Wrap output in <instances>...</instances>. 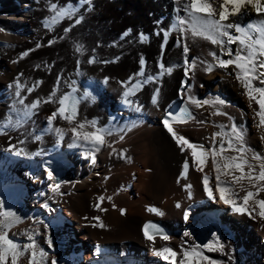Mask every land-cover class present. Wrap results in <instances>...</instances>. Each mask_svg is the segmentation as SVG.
Masks as SVG:
<instances>
[{"label": "bare ground", "instance_id": "bare-ground-1", "mask_svg": "<svg viewBox=\"0 0 264 264\" xmlns=\"http://www.w3.org/2000/svg\"><path fill=\"white\" fill-rule=\"evenodd\" d=\"M53 3L58 10L74 9V14L48 28L45 21L55 15ZM176 7L173 0H0V211H12L21 218L8 231L9 237L26 245L31 234L47 253L46 264L53 259L57 264H169L154 253V247L179 252L182 246L193 241L202 244L214 236L224 243L223 253L205 250L204 255L218 264H264V219L257 215L254 201L247 206L252 216L233 212L215 193L210 154L204 171H197L190 150L182 152L164 127L163 120L173 107L187 106L195 119L172 122L178 134L207 149L216 125H225L227 132L235 124L243 129L249 163H257L251 160L253 154L264 155V127L257 126L255 116L258 105L249 106L234 67L209 73L200 63L214 64L209 52L219 54V48L203 40L190 43L189 58H198L197 68L194 75L190 71L185 76L180 34L172 31ZM243 11L247 14L230 17L229 22L246 26L264 18L250 7ZM76 19L81 22L76 24ZM165 32L170 33L167 39ZM142 35L147 39L142 40ZM78 45L82 52L76 50ZM231 47L235 50L237 45ZM161 64L172 72L161 74ZM134 82L142 84L141 90L129 96L131 104H126L123 93ZM53 91V102L46 103ZM71 92L79 101L75 120L57 116L49 126V117L59 108L57 98ZM188 96L198 100L219 96L226 103L222 108H197L187 103ZM37 101L38 107L31 108ZM217 109L227 115H210ZM80 123L85 124V132L111 131L99 151H92L83 140L77 141L79 147L72 146L71 129ZM57 127L64 131L62 141L50 130ZM214 142L219 146L217 139ZM54 153L64 165L57 181L48 178L44 164ZM205 174L215 200L204 190ZM221 180L231 184V176L221 175ZM189 184L191 189L186 187ZM243 184L249 187L246 180ZM240 187L232 184L243 197ZM101 196L103 202L98 199ZM254 199H264V192ZM97 205L107 211L98 210ZM153 208L163 214L149 211ZM95 217L105 227H99ZM148 222L159 226L169 239L157 235L154 244L147 240L144 226ZM60 225L74 228L76 236L71 232L67 237ZM185 232L191 235L186 237ZM63 236L67 237L64 245ZM28 256L19 264H27Z\"/></svg>", "mask_w": 264, "mask_h": 264}, {"label": "snow or ice", "instance_id": "snow-or-ice-1", "mask_svg": "<svg viewBox=\"0 0 264 264\" xmlns=\"http://www.w3.org/2000/svg\"><path fill=\"white\" fill-rule=\"evenodd\" d=\"M87 3L88 0H85ZM176 7V20L172 25V31L178 32L180 34V40L182 41L183 53L185 56L184 60V71L187 77L191 71L193 75L197 68L198 58H189V53L191 51L190 43L196 45L198 40H203L211 43L213 46L219 48V54L216 51H210L209 55L213 58L215 63H208L207 61L201 60L200 63L204 64V71L212 72L215 68H220L225 71L228 70L230 66L234 67L235 79L239 81L241 87L244 89V95L248 97L249 106L252 102L258 105V111L255 112V116L259 117L258 127H264V18L257 22H250L246 26H241L240 23L236 21L229 22L230 17H235L238 15H246L247 12L243 11L250 7L253 9L257 15L264 14V0H222L219 4L216 0H173ZM51 9L55 15L48 21H45V26L51 28L53 25L59 22L60 19L64 17L72 18L74 14V9H62L58 10L55 3L51 4ZM184 13L181 15L180 13ZM80 19H76L75 23L79 24ZM70 29H65L69 31ZM127 35V33H125ZM165 39H167L169 32H165ZM142 40H146L147 37L141 36ZM236 44L237 48L232 49L231 45ZM78 52H82L81 46H77ZM27 55V53H25ZM223 56H227L228 59H223ZM91 62V61H90ZM144 64L143 59L141 60V65ZM162 73L167 72L170 74L172 68H164V65H160ZM143 74V73H141ZM230 75L232 73H229ZM148 79H152L149 77ZM19 85L17 88L19 89ZM141 87L140 84H135L129 87L124 93V102L126 104H131L127 98L133 95ZM158 94V91H157ZM16 95L19 97L20 92L17 91ZM56 93L53 91L51 97L46 100V103L53 102L52 97H55ZM183 98V97H182ZM70 96L65 95L63 98H57L56 102L59 104V108L52 113L48 119V125L51 126L53 122L60 116L69 122L75 120L77 116V104L79 101L73 100L71 104L70 114H66L69 111L68 101ZM19 103L23 104L24 100L20 99ZM156 97H153V103H156ZM187 103L191 104L197 108L204 105L211 107L220 106L221 108L225 106V100L221 99L219 96L213 99L198 100L194 96L187 97ZM39 105V101L31 104V108H36ZM27 108V106H26ZM137 110H139L137 108ZM179 115H174L169 113V118L163 120L164 127L171 134L172 138L175 140L181 151L190 150V156L192 158V163L196 166V170L199 172L204 171L206 162L211 158V164L213 171L216 173L215 176V193H218L219 200L225 205L232 208L233 212L239 214L247 213L252 216V211L248 210V205L250 201H254V204L259 208L257 215L261 219H264V199H254L259 196L260 192H264V155L253 154L251 160L256 161L254 165L249 163V158L247 157L248 148L244 142L243 129H238L235 124L231 126V133H224L223 129L225 125H216L221 131L214 133L211 138L213 143L207 149L202 144H197L191 142L188 138L183 135L178 134L174 131L172 127V122L176 123H186L188 119H195L192 113L189 111L188 107H182L179 109ZM210 115H227L218 109ZM229 120L232 118L229 116ZM95 122H92L94 126ZM198 123H205V121H198ZM7 127V125H4ZM85 124L80 123L76 127L71 129L73 136V145L79 147L77 143L79 140H83L86 144L92 146V151H99L100 147L105 143V136L110 135V130L97 129L94 132H85ZM59 139L62 141L64 139V131L61 128H51ZM221 137V142L219 146L214 142L216 137ZM227 140H224V137ZM39 139L40 137H36ZM264 139V137H262ZM235 141V143L233 142ZM225 143L227 147H225ZM226 151L235 152L236 155L224 156ZM223 161V164L218 162L217 157ZM189 169V161L186 159L183 164L182 178H187V172ZM238 173V175H237ZM221 175L231 176V184L226 181L221 180ZM48 178L55 180L53 173L48 172ZM247 181L248 188L244 187L243 182ZM232 184H239L240 190L245 192L243 197H239V192L234 191ZM204 190L208 195L210 200H215V195L213 187H210L209 176L205 174L203 176ZM55 189H59V183L55 184ZM191 189V185L186 186ZM256 189L252 191L250 189ZM189 195L191 193L189 192ZM239 197V200L237 199ZM100 202H103L105 197L101 196L98 198ZM111 200V198H108ZM239 201H242L240 203ZM3 205H0L2 208ZM179 207V204L177 205ZM98 210L107 211L106 209ZM149 211L162 215L163 213L158 212L156 209H149ZM255 211V209H253ZM123 214V210H122ZM0 264H9V259L11 264H19V260L29 253L27 264H46L47 253L42 249L38 248L36 242L31 234L28 235V240L31 243L26 245H20L15 242L14 239L10 238L8 231L16 224L21 222V218L12 211H0ZM98 221V226L103 228L105 225L100 222L99 217H95ZM185 219H187V213L185 214ZM94 227L97 225H93ZM159 235L162 239L168 240L169 236L164 234L163 230L155 224H146L144 226V236L147 240L155 243L156 236ZM191 234L188 232L184 233V236L188 237ZM49 247L52 246L51 239L47 241ZM225 248L224 243L221 242L219 237L214 236L213 239L208 240L204 243H196L193 241L192 244L187 246H182L180 251L177 252L171 247H163L160 249L153 248L154 253L157 256L162 257L169 264H218L217 261L210 259L208 256L204 255V251L208 252L220 251L223 253ZM179 256V259H178ZM51 264H57V261L53 259Z\"/></svg>", "mask_w": 264, "mask_h": 264}, {"label": "rangeland", "instance_id": "rangeland-1", "mask_svg": "<svg viewBox=\"0 0 264 264\" xmlns=\"http://www.w3.org/2000/svg\"><path fill=\"white\" fill-rule=\"evenodd\" d=\"M45 123H46V122H45ZM216 129H217L216 133L221 131L220 128H216ZM218 129H219V130H218ZM223 132H224V133H227V132L231 133V131H227V132H225L224 130H223ZM216 139H217L218 142H221V137L217 136ZM224 140H225V141L227 140V137H226V136L224 137ZM233 142L235 143V141H233ZM225 144H226V143H225ZM60 212H61V214H64V212H63L62 210H60ZM63 217H64V215H63ZM65 219H66L69 223H71V221H70L69 219H67L66 216H65ZM60 228H61V231L65 232V234L67 233V234H66L67 237H69V235H70L71 232L73 233V236H76V232H75L76 230H74V228H73V230H72V229L69 228V227H62L61 225H60ZM68 233H69V234H68ZM67 237H66V236H63V237H62L61 244H63V245L65 244ZM75 238H76V237H75ZM63 239H64V240H63Z\"/></svg>", "mask_w": 264, "mask_h": 264}]
</instances>
